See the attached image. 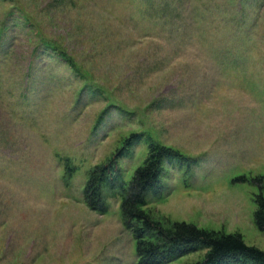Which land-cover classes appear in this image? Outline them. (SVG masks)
Wrapping results in <instances>:
<instances>
[{"label":"rangeland","instance_id":"rangeland-1","mask_svg":"<svg viewBox=\"0 0 264 264\" xmlns=\"http://www.w3.org/2000/svg\"><path fill=\"white\" fill-rule=\"evenodd\" d=\"M8 13L0 264H139L121 196L105 188L102 215L85 188L114 159L129 182L151 142L176 153L147 196L153 221L238 233L264 251L255 222L264 198V0H0V26Z\"/></svg>","mask_w":264,"mask_h":264},{"label":"trees","instance_id":"trees-1","mask_svg":"<svg viewBox=\"0 0 264 264\" xmlns=\"http://www.w3.org/2000/svg\"><path fill=\"white\" fill-rule=\"evenodd\" d=\"M11 15L12 13H8L0 26V49L6 45L10 31L15 27L10 26ZM43 44L46 48L59 52L55 43L44 39ZM6 48L9 49L11 46ZM59 55L67 61L66 53L59 52ZM132 139L134 141L130 143L140 142L138 136H133ZM148 151L143 165L137 168L129 182L123 179L117 160L114 159L110 160L106 166L96 167L91 172L85 188L88 206L102 215L107 213L104 189L109 186L121 196L124 222L134 230L137 240L139 264H169L200 250H207V253L204 260L197 264H264V251L247 245L241 234L208 231L187 223L163 228L153 221L145 209L148 204L147 196L149 193H157L164 163L166 159L175 157L176 153L170 148L153 142L149 144ZM257 205L255 222L258 229L264 233L262 195L257 197Z\"/></svg>","mask_w":264,"mask_h":264}]
</instances>
